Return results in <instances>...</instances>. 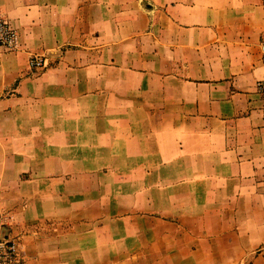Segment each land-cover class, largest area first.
Returning <instances> with one entry per match:
<instances>
[{
  "label": "crops",
  "instance_id": "0c3cea01",
  "mask_svg": "<svg viewBox=\"0 0 264 264\" xmlns=\"http://www.w3.org/2000/svg\"><path fill=\"white\" fill-rule=\"evenodd\" d=\"M0 14L21 41L0 52V215L23 264H264V0Z\"/></svg>",
  "mask_w": 264,
  "mask_h": 264
},
{
  "label": "built area",
  "instance_id": "2783aa9c",
  "mask_svg": "<svg viewBox=\"0 0 264 264\" xmlns=\"http://www.w3.org/2000/svg\"><path fill=\"white\" fill-rule=\"evenodd\" d=\"M264 57V36L260 41ZM21 47L20 33L9 18L0 14V51L18 50ZM47 64V57L42 54L31 53L28 65L31 69H40ZM257 91L264 103V78L257 81ZM5 217L0 215V264H20L23 260L19 242L10 237L6 228Z\"/></svg>",
  "mask_w": 264,
  "mask_h": 264
},
{
  "label": "rangeland",
  "instance_id": "374dc122",
  "mask_svg": "<svg viewBox=\"0 0 264 264\" xmlns=\"http://www.w3.org/2000/svg\"><path fill=\"white\" fill-rule=\"evenodd\" d=\"M2 51H4V50H1L0 52H2ZM5 221L7 222L6 223V230L7 231H11L12 230V227H13V222H14V219H13V217H12V215L11 214H8V216L7 217H5ZM17 238V240H18V242H19V246H20V249H21V241H20V238L18 237V236H16ZM21 253H22V256H23V260L21 261V263L20 264H23V262L24 261H26L27 260V258H26V255H24L23 254V251H22V249H21Z\"/></svg>",
  "mask_w": 264,
  "mask_h": 264
}]
</instances>
